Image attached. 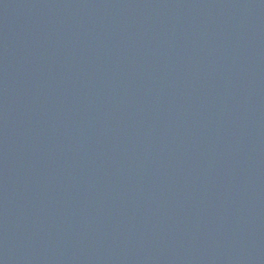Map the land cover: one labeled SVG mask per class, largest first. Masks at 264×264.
Returning a JSON list of instances; mask_svg holds the SVG:
<instances>
[{"label":"water","instance_id":"water-1","mask_svg":"<svg viewBox=\"0 0 264 264\" xmlns=\"http://www.w3.org/2000/svg\"><path fill=\"white\" fill-rule=\"evenodd\" d=\"M0 264H264V0H0Z\"/></svg>","mask_w":264,"mask_h":264}]
</instances>
